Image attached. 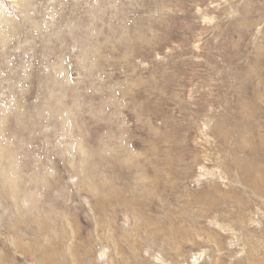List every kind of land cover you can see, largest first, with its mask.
<instances>
[{
    "label": "rangeland",
    "instance_id": "rangeland-1",
    "mask_svg": "<svg viewBox=\"0 0 264 264\" xmlns=\"http://www.w3.org/2000/svg\"><path fill=\"white\" fill-rule=\"evenodd\" d=\"M0 264H264V0H0Z\"/></svg>",
    "mask_w": 264,
    "mask_h": 264
},
{
    "label": "bare ground",
    "instance_id": "bare-ground-1",
    "mask_svg": "<svg viewBox=\"0 0 264 264\" xmlns=\"http://www.w3.org/2000/svg\"><path fill=\"white\" fill-rule=\"evenodd\" d=\"M129 153V152H128ZM129 159V158H128ZM60 224V223H59Z\"/></svg>",
    "mask_w": 264,
    "mask_h": 264
}]
</instances>
